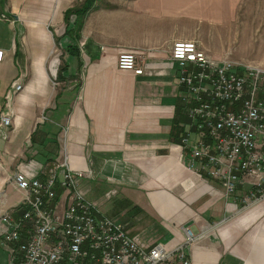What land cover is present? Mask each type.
<instances>
[{
    "label": "crops",
    "instance_id": "obj_1",
    "mask_svg": "<svg viewBox=\"0 0 264 264\" xmlns=\"http://www.w3.org/2000/svg\"><path fill=\"white\" fill-rule=\"evenodd\" d=\"M80 1L0 0V115H10L0 122V216L25 207L17 169L44 176L67 151L90 171L86 196L97 207L114 197L100 210L141 242L175 245L188 225L199 235L185 245L192 264H264V196L246 204V182L226 195L221 178L188 167L176 128L189 118L171 42L191 37L210 51L205 36L221 30L228 0H95L78 35L65 10ZM130 47L140 73L117 65ZM10 247L0 239V264Z\"/></svg>",
    "mask_w": 264,
    "mask_h": 264
},
{
    "label": "built area",
    "instance_id": "obj_2",
    "mask_svg": "<svg viewBox=\"0 0 264 264\" xmlns=\"http://www.w3.org/2000/svg\"><path fill=\"white\" fill-rule=\"evenodd\" d=\"M171 44L177 81L186 88L189 122L179 144L187 148L188 167L221 178L226 195L246 182L243 200L252 203L264 196V70L216 59L195 38H175ZM136 52L120 49L118 67L142 72ZM0 122L9 124L10 115L2 112ZM88 172L74 168L64 151L44 176L22 169L13 173L25 207L0 216V239L11 243L7 264H192L185 245L199 235L188 225L175 245L141 242L86 196L81 179Z\"/></svg>",
    "mask_w": 264,
    "mask_h": 264
},
{
    "label": "rangeland",
    "instance_id": "obj_3",
    "mask_svg": "<svg viewBox=\"0 0 264 264\" xmlns=\"http://www.w3.org/2000/svg\"><path fill=\"white\" fill-rule=\"evenodd\" d=\"M226 6L224 24L214 25L221 30L213 36H205L211 43L210 51H206L216 59H234L242 65L264 70V0H228ZM114 201L115 198L110 197L98 206L106 209Z\"/></svg>",
    "mask_w": 264,
    "mask_h": 264
},
{
    "label": "trees",
    "instance_id": "obj_4",
    "mask_svg": "<svg viewBox=\"0 0 264 264\" xmlns=\"http://www.w3.org/2000/svg\"><path fill=\"white\" fill-rule=\"evenodd\" d=\"M95 0H81L79 3L70 5V7L66 8L65 10V18L67 20V23L70 20L71 13L75 14V17L73 19V25H71L70 28H73L76 30L77 34L79 35L78 29L81 27L83 17L87 10L94 5ZM75 22V23H74ZM63 64L58 67L57 76L59 77L62 73ZM178 131L180 132V136L185 132V125L176 127ZM58 193V192H57Z\"/></svg>",
    "mask_w": 264,
    "mask_h": 264
}]
</instances>
